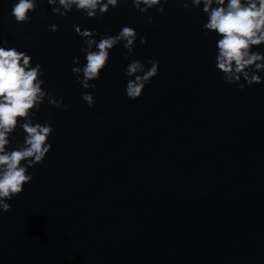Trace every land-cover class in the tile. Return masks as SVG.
Here are the masks:
<instances>
[{
  "label": "water",
  "instance_id": "95a60500",
  "mask_svg": "<svg viewBox=\"0 0 264 264\" xmlns=\"http://www.w3.org/2000/svg\"><path fill=\"white\" fill-rule=\"evenodd\" d=\"M17 2L0 0V40L32 56L42 87L68 107L45 97L33 110V123L53 126L52 147L28 168L33 179L7 201L11 210L0 211V264H264V81L225 83L220 37L205 36L203 5L168 0L163 13L154 6L145 14L120 0L89 18L75 7L53 14L36 0L31 20L17 23ZM74 25L97 30V41L123 26L137 31L131 53L123 42L110 50L89 81L95 88L71 71L74 57L86 63ZM253 51L264 53V44ZM153 58L158 75L128 98V64L147 70ZM25 135L18 126L8 149Z\"/></svg>",
  "mask_w": 264,
  "mask_h": 264
},
{
  "label": "clouds",
  "instance_id": "9594fccd",
  "mask_svg": "<svg viewBox=\"0 0 264 264\" xmlns=\"http://www.w3.org/2000/svg\"><path fill=\"white\" fill-rule=\"evenodd\" d=\"M53 5V14L67 16L75 7L86 13L89 18L97 14L107 13L109 7H118L120 0H47ZM136 10L147 13L154 6H159V12H164V4L168 0H132ZM184 8L203 5V12L208 20L203 24L207 37L209 32H215L218 37L216 47V68L223 73L225 83L236 84L240 89L245 87L241 78L248 84L261 83L264 77L258 72L264 71V53L253 51V47L264 44V0H182ZM215 5V6H214ZM37 9L36 0H18L13 4L11 14L17 23L31 20L29 12ZM148 23H152L149 17ZM51 31L58 30V25L49 26ZM76 33L84 40L87 47L86 63L79 65L80 58L74 57L76 65L71 69L76 80L85 89L95 88L103 69L108 65L110 50L118 43L131 53L135 47L137 31L134 27L123 26L116 35L104 34L97 41L95 36L100 35L97 30L82 29L74 25ZM140 42L146 43L147 37L141 36ZM8 40H0V211L8 212L12 205L8 203L14 196L24 191V185L31 182L33 175L28 172L29 167L42 163L52 145L48 137L54 131L49 123H33V110L39 109L44 98L57 107L68 105L63 100L57 101L42 87L43 72L41 65L32 66V56L16 47H8ZM95 46V50H93ZM150 68L145 70V64L140 60H132L124 74L134 76L126 85V95L135 100L142 96L143 90L158 75L159 60H149ZM82 99L89 107L95 103L91 92H84ZM24 123L21 125L20 121ZM22 127L25 135L24 143L11 150L8 149L10 136ZM26 162V163H22Z\"/></svg>",
  "mask_w": 264,
  "mask_h": 264
}]
</instances>
